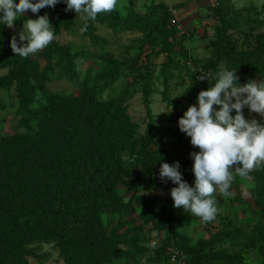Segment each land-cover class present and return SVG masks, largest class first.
I'll return each mask as SVG.
<instances>
[{
  "label": "trees",
  "instance_id": "trees-1",
  "mask_svg": "<svg viewBox=\"0 0 264 264\" xmlns=\"http://www.w3.org/2000/svg\"><path fill=\"white\" fill-rule=\"evenodd\" d=\"M217 1L215 8L219 11L221 2ZM58 5V14L51 21L55 39L42 51L47 61L45 70L57 57L58 65L77 87L79 95L74 99L50 98L39 116L31 109L35 87L30 82L38 64L30 56L14 55L9 27L0 22V69L9 68L8 74L0 77V107L3 105L1 90L13 88L18 101L19 126L26 130L25 134L5 136L0 141V264H29L28 257L33 255L30 247L42 240L58 245L65 264H111L113 259L127 255L118 244H129L136 249L138 239L120 234L124 221H119L106 236L100 216L107 208H112L115 213L126 208V203L116 193L125 177L128 180L135 174L133 184H144L148 189L151 172L167 163L166 158H159L150 151V145L160 134L150 108V78L140 77L148 123L145 134L138 138V127L131 122L123 105L126 88L107 101L96 97L101 91V82L116 80L120 64L108 58L106 68L97 74L95 82L83 80L77 70V58L81 55L72 53L69 47L57 41V37L74 23L69 10L65 11L63 0ZM49 8L25 16L24 20L48 14ZM172 17L165 5L151 7L142 15L136 11L135 0H131L125 17L112 11L98 14L95 21L86 18L88 27L84 35L97 45L102 41L97 35V25H107L115 32L136 28L150 39L160 40L164 48L173 50L179 39L176 37L177 27L170 24ZM217 17L221 25L214 30L222 46L217 48L214 58L203 65L201 75L215 77L224 62L233 64L236 58L235 44L229 33L235 26L234 21L227 11H219ZM20 23L16 20L14 24ZM260 46L264 49V36ZM212 82L200 80L203 90L211 87ZM36 120L38 131L33 132L32 124ZM168 120H176L174 113L168 116ZM182 153L177 152L176 157ZM126 154L141 155L140 171L134 163L124 159ZM243 178L250 182L251 199L264 220V165ZM194 181L195 177L187 183L194 186ZM134 197L147 212L168 220L167 235L171 246L187 255L188 264L235 261V256L214 249V245L224 241L227 233L202 238L192 245L185 234L174 228L176 223H190L189 217H181L184 209L174 208L173 201L158 207L155 200L156 204H150L143 197ZM258 230L259 237L253 245L264 260V223Z\"/></svg>",
  "mask_w": 264,
  "mask_h": 264
},
{
  "label": "rangeland",
  "instance_id": "rangeland-1",
  "mask_svg": "<svg viewBox=\"0 0 264 264\" xmlns=\"http://www.w3.org/2000/svg\"><path fill=\"white\" fill-rule=\"evenodd\" d=\"M219 1L221 2L219 11H227L235 24L229 33L235 44L236 58L233 64L229 61L224 62L222 66L236 71L240 85L249 80H263L264 49L260 44L264 36V0ZM15 2L18 3V0ZM130 3L131 0H118L113 11L125 17ZM217 3L213 6L209 0H135L136 11L142 15L151 7L157 8L160 5H165L171 13L177 11L176 19L181 28L179 30L177 28L176 37L179 40L177 39L178 43L173 46V50L164 48L160 40H152L136 28L127 32H115L107 25H97V35L102 41L93 45L90 38L81 31L86 17L84 14H76L74 10H69L73 16V25L57 37L61 45L69 47L72 53L81 55V58H77V70L83 80L95 82L97 74L106 68L108 58L120 64L116 80L113 83L101 82V91L96 97L100 101H107L126 88L123 105L131 122L138 127V138L145 134L148 123L144 85L140 77L150 78L152 82L150 108L154 124L160 131L150 145V151L159 158H166L169 164L179 162L181 165L179 171L186 182L194 179L190 151L199 149L194 148L190 143V137L179 130L178 120L189 106L197 104L198 93L203 90L199 80L201 68L208 60L214 58L215 51L222 46L221 39L214 30L221 25L217 17L219 11L215 8ZM58 11V4L49 8L47 15L50 23ZM31 14L29 11L17 17L21 23L9 27L11 38L22 29L24 17ZM42 51L29 55L38 64V70L33 73L30 81L35 87L31 109L38 116L43 113L50 98L74 99L79 95L77 87L58 65L57 57H54L51 66L45 70L47 61ZM220 69L221 66L215 72V76ZM8 72L9 68L0 69V77L6 76ZM213 85L214 81L211 86ZM1 99L3 105L0 107V141L5 136L25 134L26 130L19 126V117L16 114L18 101L14 89L1 90ZM214 107L219 110L218 106ZM171 113H174L176 119L174 122L168 120ZM243 114L246 119H256L264 123V117L250 112L247 107L243 109ZM232 115H235V111ZM32 126L33 132L38 131L37 120ZM180 151L183 155L178 158L176 155ZM136 155L126 154L124 159L134 163L135 168H139L140 171L142 157ZM129 178L127 180L125 177V182L116 188V193L126 203V208L116 213L112 208H107L100 217L106 236L111 234L119 221H124L125 225L120 234H126L128 238H137V248L129 244H118V247L128 254L113 259L111 264H170L172 242L167 235L168 220L147 212L137 204V198L134 196L143 197L150 204L156 201L159 207L165 203H172L170 190L177 185L171 181L162 182L159 178V169L151 172V178L148 179L151 180L149 183L151 186L149 185L148 189L144 184H133L135 174ZM229 191L231 193L229 196H223L219 191L214 193L218 212L213 221L203 222L201 218L187 211L182 212L181 217H189L190 223H176L174 228L185 234L192 245L202 238H210L221 232L227 233V236L223 237L224 241L214 245V249L216 251L222 249L228 255L235 256V261H219L215 264H264V260L257 254V247L253 245L257 242L258 229L264 220L261 219L259 208L251 199L250 182L234 175ZM30 248L33 255L28 257L29 264H65L58 245L53 241H38Z\"/></svg>",
  "mask_w": 264,
  "mask_h": 264
},
{
  "label": "clouds",
  "instance_id": "clouds-1",
  "mask_svg": "<svg viewBox=\"0 0 264 264\" xmlns=\"http://www.w3.org/2000/svg\"><path fill=\"white\" fill-rule=\"evenodd\" d=\"M61 0H0V22L13 27L18 16L27 12L37 14L45 7H55ZM65 11L74 10L91 21L100 13H111L118 0H63ZM85 24L81 31H86ZM17 35L19 39H17ZM55 39L53 26L47 14L24 20L23 27L11 38L15 56L28 57L47 47ZM199 80L214 81L207 90H201L197 104L191 105L178 120L179 130L190 137V143L199 151L190 153L193 160L194 186H190L179 171V162L162 163L159 178L171 181L170 196L174 208H183L201 218L213 221L217 215L214 193L231 195L234 175L248 177L264 165V123L246 119L245 107L264 117V80H249L240 85L236 71L221 66L215 77L201 75ZM218 106L219 110L216 107ZM235 111V115L232 112Z\"/></svg>",
  "mask_w": 264,
  "mask_h": 264
},
{
  "label": "built area",
  "instance_id": "built-area-1",
  "mask_svg": "<svg viewBox=\"0 0 264 264\" xmlns=\"http://www.w3.org/2000/svg\"><path fill=\"white\" fill-rule=\"evenodd\" d=\"M209 3L214 6L217 3V1L209 0ZM172 13H173V18L171 19L170 24L171 26H176L179 30L181 28V24L176 19V17H178L177 11L174 10L172 11ZM169 258H170V264H188L187 255L175 247H172L170 249Z\"/></svg>",
  "mask_w": 264,
  "mask_h": 264
}]
</instances>
